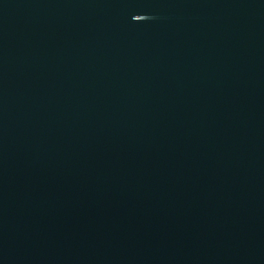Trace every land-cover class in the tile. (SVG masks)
<instances>
[{"label": "water", "instance_id": "obj_1", "mask_svg": "<svg viewBox=\"0 0 264 264\" xmlns=\"http://www.w3.org/2000/svg\"><path fill=\"white\" fill-rule=\"evenodd\" d=\"M0 264H264V0H0Z\"/></svg>", "mask_w": 264, "mask_h": 264}]
</instances>
